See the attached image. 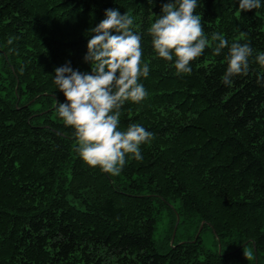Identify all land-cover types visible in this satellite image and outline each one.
Listing matches in <instances>:
<instances>
[{
    "label": "trees",
    "instance_id": "16d2710c",
    "mask_svg": "<svg viewBox=\"0 0 264 264\" xmlns=\"http://www.w3.org/2000/svg\"><path fill=\"white\" fill-rule=\"evenodd\" d=\"M167 2L0 0V264H264V0L246 12L239 0H198L209 46L190 74L158 58L148 35ZM109 8L135 17L149 65L147 96L125 102L119 128L137 123L153 138L119 175L79 157L53 83L66 62L90 72V30ZM213 33L253 49L230 86Z\"/></svg>",
    "mask_w": 264,
    "mask_h": 264
},
{
    "label": "clouds",
    "instance_id": "9594fccd",
    "mask_svg": "<svg viewBox=\"0 0 264 264\" xmlns=\"http://www.w3.org/2000/svg\"><path fill=\"white\" fill-rule=\"evenodd\" d=\"M198 0H170L161 7L160 15L148 28L152 47L158 58L174 61L177 74H190V63L200 57L209 46L201 24V16L194 12ZM262 7L261 0H239V12ZM104 19L90 31L84 61L90 72L74 70L70 62L54 69L53 83L65 98L57 101L56 111L66 126L74 129L76 152L90 167L119 175L126 164V156L142 160L141 145L153 134L137 123L120 130V109L125 102L139 103L147 92L141 77L149 75V65H141V36L134 30L132 15H121L117 9H106ZM241 35H246L242 33ZM213 55L219 56L228 48L227 68L222 83L231 85L233 78L249 72V58L253 49L249 43L229 42L219 33L211 36ZM12 40H8L11 44ZM264 66V54L255 56ZM264 77H258V83Z\"/></svg>",
    "mask_w": 264,
    "mask_h": 264
},
{
    "label": "rangeland",
    "instance_id": "374dc122",
    "mask_svg": "<svg viewBox=\"0 0 264 264\" xmlns=\"http://www.w3.org/2000/svg\"><path fill=\"white\" fill-rule=\"evenodd\" d=\"M163 228H164V223L162 225H159L158 231L154 235L156 237V239H158V237L161 235V230H163ZM200 236H201V239H202V243H203V245L205 247H207L209 249H212V250H214L216 248V246H215V238H214V235H213V233H212V231L210 229H208V228L203 229L201 231ZM248 250H247V252H248Z\"/></svg>",
    "mask_w": 264,
    "mask_h": 264
},
{
    "label": "water",
    "instance_id": "95a60500",
    "mask_svg": "<svg viewBox=\"0 0 264 264\" xmlns=\"http://www.w3.org/2000/svg\"><path fill=\"white\" fill-rule=\"evenodd\" d=\"M202 226V225H201ZM201 226H200V228H201ZM175 230V229H174Z\"/></svg>",
    "mask_w": 264,
    "mask_h": 264
}]
</instances>
